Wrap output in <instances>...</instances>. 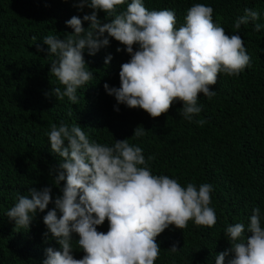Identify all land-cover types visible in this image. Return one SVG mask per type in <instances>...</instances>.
<instances>
[{"label":"trees","instance_id":"16d2710c","mask_svg":"<svg viewBox=\"0 0 264 264\" xmlns=\"http://www.w3.org/2000/svg\"><path fill=\"white\" fill-rule=\"evenodd\" d=\"M132 0H125L118 11L126 10ZM78 0H0V264H43L45 250H61L49 233L43 217L61 196L65 182L55 185L50 168L62 161L51 152L48 136L53 124L71 127L78 124L91 142L112 146L115 141L128 139L142 149L153 175L168 176L182 187L189 183L197 189L201 184L213 186L210 207L215 210L214 226H197L189 221L184 229L169 226L156 237L160 253L154 264H215L216 254L231 248L226 236L228 226L243 223L242 238L247 231L253 209H261L264 227V0H142L149 11L172 10L176 15V29L184 25L188 9L195 4L213 8V22L228 35H239L250 56V65L238 76L219 73L217 83L210 86L216 95L202 93L198 106L202 111L192 121L180 110L183 103L173 102L169 111L151 118L142 109H130L117 104L106 93L104 84L120 87L121 65L131 57L114 38L109 46L96 55L83 52L84 60L94 78L77 90L78 102L65 97L57 100L52 88L61 87L50 76V63L43 40L48 35L66 39L73 29L66 26L72 16L81 19L93 11H82ZM246 8L260 13V19L234 28ZM97 12L102 23L114 17ZM261 30H255V24ZM88 22L83 27L87 29ZM107 35V34H105ZM38 46L45 51H38ZM134 51L138 45H134ZM108 55L112 60L105 65ZM119 108V111L115 109ZM203 120L204 123H198ZM142 126L143 136L132 138L134 130ZM52 188L53 203L44 212L37 211L29 229L16 228L7 212L17 203V194L27 195L31 187ZM30 198V197H29ZM58 217L60 213H57ZM109 223L98 226L106 233ZM72 255L81 259L85 253L72 234ZM176 245L177 251L169 249ZM230 253L225 264L232 259Z\"/></svg>","mask_w":264,"mask_h":264},{"label":"clouds","instance_id":"9594fccd","mask_svg":"<svg viewBox=\"0 0 264 264\" xmlns=\"http://www.w3.org/2000/svg\"><path fill=\"white\" fill-rule=\"evenodd\" d=\"M125 0H78L75 6L81 11L91 8V14L81 19L72 16L66 26L73 29L66 39L48 35L43 40L47 46L50 76L63 85L52 88L57 100L68 98L78 102L77 90L94 78L86 66L83 52L94 56L109 46L114 38L131 59L121 65L120 87L104 84L108 95L117 104L130 109H142L153 119L169 111L173 102L183 103L181 115L192 121L202 108L198 97L202 93L211 98L216 95L210 86L217 83L219 73L238 76L250 65V56L239 35H228L224 28L213 22V8L195 4L187 11L184 25L176 29V15L172 10L149 11L142 0H132L126 10L118 11ZM114 17L102 23L97 12ZM260 19V13L246 8L238 17L234 28ZM88 22L87 29L83 27ZM259 32L261 25L255 24ZM107 34V35H105ZM134 45L138 50L134 51ZM38 51H45L38 46ZM112 60L108 55L105 65ZM119 111V108L115 109ZM198 123H204L203 120ZM138 126L132 138L145 134ZM50 150L62 158L57 167L50 168L54 184L65 182L62 195L54 200V207L43 217L49 233L61 250H45L43 264H154L160 253L156 237L169 226L184 229L188 222L211 227L216 223L215 210L210 207L213 186L201 184L199 188L189 183L182 187L168 176L153 175L142 149L128 139L115 141L112 146L91 142L78 124H53L46 134ZM52 188L31 187L27 195L17 194V203L7 212L16 228H27L37 211L44 212L53 203ZM30 197V198H29ZM60 213L59 217L57 213ZM261 209L256 207L247 227L251 235L242 238L243 223L226 229L231 248L216 254L215 264H225L230 253L234 256L228 264H264V227L261 226ZM109 223L106 233L98 226ZM78 235V248L85 255L75 259L71 254L72 234ZM172 252L177 251L173 245Z\"/></svg>","mask_w":264,"mask_h":264}]
</instances>
